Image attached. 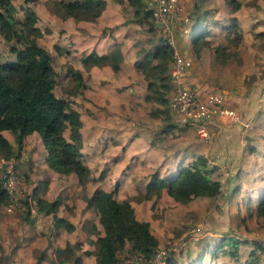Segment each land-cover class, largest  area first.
Here are the masks:
<instances>
[{
    "label": "crops",
    "instance_id": "0c3cea01",
    "mask_svg": "<svg viewBox=\"0 0 264 264\" xmlns=\"http://www.w3.org/2000/svg\"><path fill=\"white\" fill-rule=\"evenodd\" d=\"M60 1L32 0L24 5H30L35 14L32 23L41 32L37 43L52 57L56 72L54 94L71 101L79 113L81 160L89 174L81 184L76 173L60 174L50 168L47 148L38 132L27 134L18 150L16 134L2 131L18 152L17 173L27 192L35 191L39 198L49 202L59 200L56 216L73 227L67 230L56 226L52 213L43 212L34 219L23 212H8L0 205V264H95L96 239L104 234V229L99 213L87 201L96 189L112 192L119 202L128 200L136 219L149 223L158 247L168 239L175 240L172 252L177 264L230 262L232 254L223 246L230 236L223 238L224 228L209 221L206 203L213 199L234 203L235 215L242 220L247 217V228L240 225L238 231L231 229L230 244L241 243L238 256H242V264L252 258H256L257 264H264V222L258 213L264 195V172L263 165L254 159V155L261 154L264 160V130L252 125L243 132L239 124L213 121L209 123L212 141L199 140L195 127L179 124L168 107L173 89V58L159 57L163 44L159 28L136 16L127 0H104L103 9L93 20L63 16ZM222 1L183 0L174 15L175 46L191 59L187 82L198 93L216 83L213 69L210 67L208 73L203 70L207 62L209 66L213 64L211 59L202 66L196 53L200 42L209 37L206 32L222 23ZM239 12V8L233 11L234 16ZM253 24L262 25L256 20ZM114 49L119 52L117 70L108 62L88 65L91 54L105 57ZM145 59L146 65L141 63ZM68 66L80 71L84 87L77 86ZM161 76L168 78L169 90L164 89L166 84ZM150 82L155 83L153 91ZM231 99L228 95L227 104L232 103ZM237 101L243 117L250 120L256 108L246 111L247 101L240 96ZM199 160L206 161L209 176L220 182L216 196H197L181 203L169 195L166 186L147 187L153 176L168 178ZM220 211L227 213L228 209ZM204 216H208V221L203 223ZM248 216L259 220L260 229L249 225ZM195 225L200 226L199 231H192L195 227L189 230ZM66 243L72 246V257L79 258L81 263H76L75 258H58L57 249L64 248ZM129 246L127 243L121 253ZM196 259L198 263L194 262Z\"/></svg>",
    "mask_w": 264,
    "mask_h": 264
},
{
    "label": "trees",
    "instance_id": "16d2710c",
    "mask_svg": "<svg viewBox=\"0 0 264 264\" xmlns=\"http://www.w3.org/2000/svg\"><path fill=\"white\" fill-rule=\"evenodd\" d=\"M28 1L32 0H25ZM230 1L232 11L241 5L239 0ZM127 3L134 8L135 15L140 19L147 22L151 20V13L144 9L145 4L142 0H127ZM104 4V0H61L59 9L63 16L93 20L100 14ZM23 9L25 15L23 20H20L15 15L16 7L9 0H0V35L7 42L21 44L9 45V51L14 55V59L0 62V155L18 157V152L13 150L2 131L10 130L16 134L18 150L27 134L38 132L47 148L48 166L60 174L74 172L81 184H84L89 169L81 160L79 113L73 108L71 101L54 94L56 72L51 64L52 57L36 41L41 32L32 23L34 12L27 6H23ZM159 53L160 59L171 58V51L165 44H162ZM107 62L114 70L119 68L117 49L105 57L95 53L88 56V65H103ZM141 63L146 65L147 60ZM67 71L78 87L85 86L80 71L69 66ZM161 80L166 84L164 89L169 90L168 78L161 76ZM149 86L153 91L155 83L150 82ZM161 99L165 102L167 97ZM208 172L206 161L199 160L194 166L183 167L168 178L153 176L147 187L166 186L169 195L181 203H188L197 196L213 197L220 192L221 185L218 180L212 179ZM31 196L36 200L42 213L53 214L56 226L67 230L73 227L68 221L56 216L59 200L46 201L39 198L35 191ZM5 202L7 195L0 186V205ZM87 205L99 213L100 223L104 229V234L96 239L95 264H117L118 255L127 243L130 244V249L140 250L146 254H151L158 247V241L151 233L149 223L136 219L128 200L119 202L112 192L96 189ZM258 213L264 222V195L259 202ZM72 253V246L69 243H66L64 248L57 249L58 258H75L76 263H81L79 258L72 257ZM166 264H177L172 251L166 258ZM246 264H257L256 258H252Z\"/></svg>",
    "mask_w": 264,
    "mask_h": 264
},
{
    "label": "rangeland",
    "instance_id": "374dc122",
    "mask_svg": "<svg viewBox=\"0 0 264 264\" xmlns=\"http://www.w3.org/2000/svg\"><path fill=\"white\" fill-rule=\"evenodd\" d=\"M9 1L16 7V17L20 20H23L25 15V11L23 9V6H25V0ZM148 1L149 0H146L145 2ZM239 1L241 2V5L239 7L240 12L236 17L234 16V13L231 9L232 5L230 0H223L219 4V6L224 10V18H220L222 23H219L218 26H215L213 31L206 32L209 33V37L205 41L200 42L196 57L200 58V63L202 66H204L207 59H211V62L213 63L211 66H209L207 62V65L203 67V70L207 73L208 71H210L211 67L213 69L211 71H213V74L216 77L215 85L213 86V88L211 87L209 89L222 91L225 90L226 96L224 99V105L235 109V111L240 114L244 120H246V118L243 117L245 115L240 111V109H238V97L240 96L242 99L247 101V104H245L246 111L250 110V112H252L255 107L257 112L255 115L253 114L251 116L250 126L252 127L253 125L254 129L258 128L262 131L264 130V0ZM29 7L31 6L29 5ZM242 17L244 19H241ZM252 17H255V19ZM255 20L256 23L258 22L262 25L259 27L254 26L253 23L255 22ZM150 21L153 24V21ZM13 43L16 46H21L20 43L14 41H4L0 36L1 62L7 61L13 57L12 53L9 51V45ZM171 58H173L172 52ZM228 95L232 96L231 104H227ZM248 114L250 113L248 112ZM248 118H250V115H248ZM242 131L244 132L243 127ZM260 156L261 154L254 155V159L259 160V163L263 165L262 169L264 172V160ZM246 195H243V197H245ZM243 201L242 203H244ZM225 202V200L220 199L207 201L206 204L209 208L207 214L209 213V221L217 224L219 228H224V231L221 232V234L226 235L223 238L230 236L227 237L225 239L226 242L224 241L223 243V246H225V250H228V252L230 251L232 254L230 262L228 264H242L240 262L242 256H238V249L240 248L239 244L241 243L238 244V242H235L234 245L230 244V241H232V235L230 231H232L231 229L234 228L236 231H238L240 225H245V227L247 228L245 224V219H247V217L245 216L242 220L240 215H235V204H227ZM226 204L228 207H226ZM221 208H227L228 212L221 213ZM248 217L249 225H251L252 228L255 227L260 229L261 224L259 220L254 217ZM207 218L208 216H204L202 218V222L204 223V221H208ZM240 220L241 223H239ZM194 227L196 228V225L190 227L189 230ZM246 230L249 231V229ZM219 239L217 243L221 241V239ZM194 262L198 263L199 260L196 259V261ZM203 262V264H206L205 260Z\"/></svg>",
    "mask_w": 264,
    "mask_h": 264
},
{
    "label": "built area",
    "instance_id": "2783aa9c",
    "mask_svg": "<svg viewBox=\"0 0 264 264\" xmlns=\"http://www.w3.org/2000/svg\"><path fill=\"white\" fill-rule=\"evenodd\" d=\"M183 0H149L145 9L151 13L153 24L159 28L162 42L172 52L173 68L171 79L172 94L168 100V107L175 113L181 125H193L198 139L211 142L213 139L209 123L218 121L222 125L241 124L244 132L249 129L251 122L244 120L235 109L224 104L225 92L222 90L206 89L198 93L187 82V72L191 65L188 54L175 46L174 15L181 9ZM186 31V28L184 29ZM17 158L14 155H0V186L7 195V202L3 207L8 212H23L30 218H38L42 212L36 200L27 192V187L17 173ZM196 226L193 231H199ZM184 244V241L181 242ZM175 240L168 239L166 243L157 247L151 254L140 250L125 249L118 255L117 264H166L168 254L175 250ZM121 255V256H120Z\"/></svg>",
    "mask_w": 264,
    "mask_h": 264
}]
</instances>
